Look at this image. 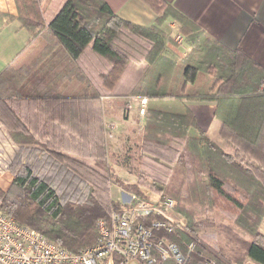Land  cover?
I'll return each mask as SVG.
<instances>
[{"label": "trees", "instance_id": "obj_1", "mask_svg": "<svg viewBox=\"0 0 264 264\" xmlns=\"http://www.w3.org/2000/svg\"><path fill=\"white\" fill-rule=\"evenodd\" d=\"M42 1L14 0L19 26L29 39L20 63L0 73V124L15 146L33 159L40 154L50 174L16 159L10 188L0 189V210L69 252L95 245L97 220H107L120 206L110 198L108 158L114 156L95 103L105 96L145 97L144 127L139 146L136 140L134 145L173 165L167 184L157 179L155 191L176 202L175 213L196 239L203 242L198 236L216 226L231 246L217 251L221 261L182 232L155 230L153 241L169 239L188 256L185 264H264L259 232L264 217V69L243 51L210 38L164 0H140L157 15L149 28L119 19L110 0H66L45 24ZM168 19L178 23V34L190 48L185 56L160 29ZM58 49L68 59L63 79L43 87V78L58 73H43ZM126 75L136 84L128 86ZM205 76L210 83L206 91L199 86ZM64 79L82 84L79 97L58 92ZM162 100L170 103L151 104ZM183 100L215 103L219 137L235 149L233 156L198 129L186 107L174 109ZM210 211L229 216L244 236L202 217ZM190 244L194 247L188 252Z\"/></svg>", "mask_w": 264, "mask_h": 264}, {"label": "crops", "instance_id": "obj_2", "mask_svg": "<svg viewBox=\"0 0 264 264\" xmlns=\"http://www.w3.org/2000/svg\"><path fill=\"white\" fill-rule=\"evenodd\" d=\"M65 1L66 0L42 1L40 8L45 24L51 22ZM164 1L179 14L190 20L210 38L227 49H239L243 51L264 69V0ZM110 2L115 8L116 16L124 22L140 28H149L156 24L157 15L140 0H123V2H121V0H110ZM17 15L18 13L14 0H0V73L8 65L14 66L19 64L20 58L24 55L27 48L26 44L29 35L25 29L20 28ZM160 29L173 39L179 33L178 23L170 19L166 20L160 26ZM178 48L181 56H185L190 50L184 40L181 44H178ZM56 54L57 59L55 61H46L44 63L43 73L45 74L46 72L48 73L54 70L58 71V73H56V75L54 74V76L47 75L46 78H43L44 74H42L43 87L49 88L51 85L55 86L57 81L63 79V69H65L68 59L62 49H58ZM90 59L94 60L95 63L98 62V60L93 57ZM83 60L84 58L80 59L81 66H83ZM123 81H126V84L130 87L136 84L135 80L130 75H126ZM97 83L99 84V82ZM70 85L74 88H78L76 91L79 93L74 96H80L82 84L74 80L64 79L58 92L65 95V93H62L61 88ZM202 87L204 88L203 90L206 91L210 87V83L206 82V85ZM161 102L170 103L169 100H162L159 102H151V104ZM172 102L176 103L175 100H172ZM177 103L178 104H173L175 110L180 111L186 107L194 116L200 131L205 133L208 138L226 154L231 156L235 154V149L218 137L220 127L214 119V102L183 100ZM143 118L144 116L140 117L139 115L137 117L138 121L140 119L142 123L144 122ZM128 119H130V117H128ZM123 202H125V200ZM259 232L264 236V217L260 223ZM246 264L256 263L247 261Z\"/></svg>", "mask_w": 264, "mask_h": 264}, {"label": "built area", "instance_id": "obj_3", "mask_svg": "<svg viewBox=\"0 0 264 264\" xmlns=\"http://www.w3.org/2000/svg\"><path fill=\"white\" fill-rule=\"evenodd\" d=\"M174 40L181 44L183 38L177 34ZM125 99L127 104L130 99L138 102V115H145V97L128 96ZM127 196L119 208L110 212L107 220H97L95 245L78 253L69 252L0 210V264H115L117 260L118 264H160V261L168 260L185 264L188 256H183L169 239L163 237L153 241L155 230H164L168 234L182 232L223 261L186 230L174 211L176 202L173 199L166 196L149 199L137 194ZM193 247V244L188 245V252ZM199 264H216V261L206 260Z\"/></svg>", "mask_w": 264, "mask_h": 264}, {"label": "rangeland", "instance_id": "obj_4", "mask_svg": "<svg viewBox=\"0 0 264 264\" xmlns=\"http://www.w3.org/2000/svg\"><path fill=\"white\" fill-rule=\"evenodd\" d=\"M176 44L178 47V43ZM177 50L180 52L179 48ZM207 79L208 77L205 76L200 81L199 86H205L206 82H208ZM76 89L78 90V88H74L71 85L61 88L65 96L79 97L78 95L74 96L79 93ZM129 102L130 104H127L125 98L105 96L95 103L100 108L101 114L103 113V122L106 124V126L104 124L105 137L107 145L109 144L111 147L108 152L114 156L108 158V165L111 170L109 179L110 198L113 201H119V204L127 200L128 194L146 196L149 199L165 196L163 193L155 191L154 184H158L157 179L167 184L166 180L171 177L170 170L173 167L168 159L155 157L135 147V140L138 146L140 144L139 139L142 135L144 124L140 122V119L139 121L137 119L138 102L133 99H130ZM0 126L2 127H0V189L2 191H7L10 188L13 180L10 167L18 158L22 162L35 163L37 169L46 172L48 175L50 174L47 167H42L43 160L40 154L36 153V157L33 159V156H30L26 150H21L15 146L9 139L8 131L1 124ZM170 155L168 154L169 158ZM204 178L206 179V177ZM116 180L119 184L116 183ZM196 211L199 213V209ZM207 216L215 225H224L225 228H231L232 231L244 236L231 224L229 216L210 211L202 217ZM178 217V219L182 220L180 216ZM198 237L204 240L202 243L215 253L219 252V249L228 250L231 246V243L226 240L224 233L216 226L204 230ZM115 264H118V260L115 261Z\"/></svg>", "mask_w": 264, "mask_h": 264}]
</instances>
